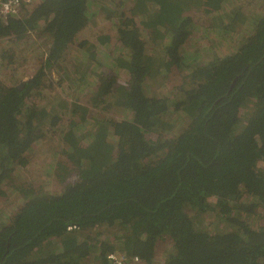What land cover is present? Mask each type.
Wrapping results in <instances>:
<instances>
[{"label": "trees", "instance_id": "obj_1", "mask_svg": "<svg viewBox=\"0 0 264 264\" xmlns=\"http://www.w3.org/2000/svg\"><path fill=\"white\" fill-rule=\"evenodd\" d=\"M102 2L115 35L96 43L78 39L98 14L94 0H43L0 18V39L52 41L31 79L0 82V199L45 131L59 132L72 181L60 193L14 187L25 202L0 219V264H110V253L264 264V0L247 16L243 0ZM73 48L81 55L69 68ZM66 77L72 92L41 95ZM35 94L44 105L29 102ZM110 226L113 240L86 234Z\"/></svg>", "mask_w": 264, "mask_h": 264}, {"label": "rangeland", "instance_id": "obj_2", "mask_svg": "<svg viewBox=\"0 0 264 264\" xmlns=\"http://www.w3.org/2000/svg\"><path fill=\"white\" fill-rule=\"evenodd\" d=\"M43 0H38L37 3H41ZM95 4L91 7L92 11L97 12L98 14L95 16V19H92L89 28L79 34L78 39L79 42H91L96 43L98 39L103 34L107 36V34L112 33L115 35L110 28V24L102 20L100 16V11L102 6L104 5L102 0H94ZM107 1V0H106ZM243 11L246 16V10L250 8H255L250 2L256 0H243ZM5 23V21H3ZM245 28L244 23L239 22L235 31L241 32V30ZM51 39H48L46 36H43L40 33H33L26 40L18 41L15 40V36L5 37L0 39V82L7 87L13 86H22L23 83L27 82L31 79L39 67L43 64L44 60L47 58L49 54V50L51 48ZM200 42V41H199ZM74 49V48H73ZM107 49V48H106ZM7 51L12 54L15 52V57L17 58L14 64H10L9 55L8 59L4 60L1 58L2 52ZM112 53V50H110ZM123 52H118V56H121ZM81 52L76 49L69 52L66 56V65L69 68H72L71 65L74 61V56H80ZM108 56V55H107ZM122 57V56H121ZM104 70H108V72L115 70L113 67V63L108 58H103ZM114 72V71H113ZM115 74H118L115 72ZM52 78L59 83L61 77H59L56 73L52 72ZM70 79L66 77L65 82L62 86H57L55 91L51 93L50 90H44L41 92V95L45 97H52L54 94L63 93L62 90H65L66 93L72 92L70 84ZM127 76L119 72V81L120 83H126ZM163 83V82H160ZM155 89V88H154ZM172 89V88H171ZM93 89L89 90V94ZM29 102L34 103H42L44 105L42 98H39L37 94L32 97ZM83 105H87L85 99H82L80 102ZM52 130V129H50ZM68 126L62 125L59 126V131L68 132ZM57 135V136H54ZM154 139L156 136H151ZM64 142L61 139L59 132L57 133H49L45 131V135L42 137L40 141H38L34 147L32 152L29 155V164L25 168H20V171L17 175H15L11 181L8 182L10 185L9 188H6L7 196H4L0 199V219L3 221H8L11 214L14 210L22 207L24 205V200L22 194L19 190L14 189V187H20L22 185H31L35 186L38 189H42L44 192L48 193H60L65 185L71 184L72 181H66L63 179L64 173L62 172V168L66 164V159L64 155L61 154L62 150L65 149ZM19 169V168H18ZM17 181V182H16ZM260 215L263 216L264 212L260 209ZM216 217L212 215L207 219V223L216 222ZM215 224V223H214ZM212 225L209 230L214 231L215 225ZM261 225L264 224V220H261ZM118 230H115L114 226H110L107 228H97L91 232L86 234L93 236L96 240H103V238L110 236V240H113V235L118 234ZM112 235V236H111ZM84 264H99L96 260L92 258L87 259ZM157 264H162V261L157 262Z\"/></svg>", "mask_w": 264, "mask_h": 264}, {"label": "built area", "instance_id": "obj_3", "mask_svg": "<svg viewBox=\"0 0 264 264\" xmlns=\"http://www.w3.org/2000/svg\"><path fill=\"white\" fill-rule=\"evenodd\" d=\"M38 0H0V18L3 20L8 17L19 16L26 7L37 3ZM110 264H142L137 256L129 257L123 253H110L107 256Z\"/></svg>", "mask_w": 264, "mask_h": 264}]
</instances>
